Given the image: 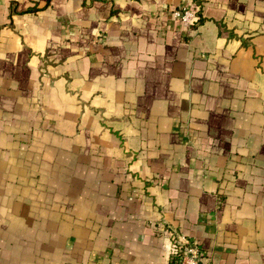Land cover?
Here are the masks:
<instances>
[{
	"label": "crops",
	"instance_id": "0c3cea01",
	"mask_svg": "<svg viewBox=\"0 0 264 264\" xmlns=\"http://www.w3.org/2000/svg\"><path fill=\"white\" fill-rule=\"evenodd\" d=\"M170 233L264 264V0H0V264H168Z\"/></svg>",
	"mask_w": 264,
	"mask_h": 264
},
{
	"label": "built area",
	"instance_id": "2783aa9c",
	"mask_svg": "<svg viewBox=\"0 0 264 264\" xmlns=\"http://www.w3.org/2000/svg\"><path fill=\"white\" fill-rule=\"evenodd\" d=\"M173 18L186 24L193 25L196 21L194 10L191 7H176L171 10ZM172 240L171 256L176 258L175 264H199L201 259V248L199 244L185 236L169 234Z\"/></svg>",
	"mask_w": 264,
	"mask_h": 264
},
{
	"label": "trees",
	"instance_id": "16d2710c",
	"mask_svg": "<svg viewBox=\"0 0 264 264\" xmlns=\"http://www.w3.org/2000/svg\"><path fill=\"white\" fill-rule=\"evenodd\" d=\"M176 258L174 256H171V259L169 260L168 264H175Z\"/></svg>",
	"mask_w": 264,
	"mask_h": 264
}]
</instances>
